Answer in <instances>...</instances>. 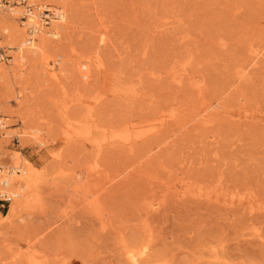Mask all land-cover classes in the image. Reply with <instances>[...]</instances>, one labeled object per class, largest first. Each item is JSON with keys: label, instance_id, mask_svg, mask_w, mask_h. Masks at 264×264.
<instances>
[{"label": "rangeland", "instance_id": "1", "mask_svg": "<svg viewBox=\"0 0 264 264\" xmlns=\"http://www.w3.org/2000/svg\"><path fill=\"white\" fill-rule=\"evenodd\" d=\"M23 1L8 7L60 22L45 20L51 3ZM63 10L48 59L60 60L59 81L58 65L20 71L0 43V170L17 152L50 174L40 203L16 217L5 218L0 190V264H136L133 253L139 264H264V0H66ZM78 59L90 61L87 78ZM34 121L44 146L25 137Z\"/></svg>", "mask_w": 264, "mask_h": 264}, {"label": "bare ground", "instance_id": "2", "mask_svg": "<svg viewBox=\"0 0 264 264\" xmlns=\"http://www.w3.org/2000/svg\"><path fill=\"white\" fill-rule=\"evenodd\" d=\"M32 1L36 5V7H37L36 10H38V11L41 9V7H43V6L46 7V4L47 3H49V4L51 3V5H53V10L56 11L54 16H57L59 18L60 22H57L55 20H52L53 23L51 24V27H45V25H47V23H45L43 21L44 18H43V20H41L38 17V16H40V15H38V13H34L32 11H29V12L24 11L23 10L24 7H20V6L19 7L18 6H16V7H8V6L7 7H0V43H6V45H8V47L11 50L12 49L15 50V51H13V56L14 57L12 59V62L14 63V65L17 68H20L19 69L20 71H21V68L23 69L28 64H30V67H32V66H35L36 67V65L38 63L40 65L44 66V67L46 66L45 68H47L49 66V68L51 69V68L54 67L55 64L58 65V68H59L60 65H61L60 60L54 59L52 62H49L48 59H49V57L51 55L52 49L55 48V43L58 42V39H60L61 34L67 28V27L64 28V25H61L63 23H66L65 22L66 21V17L63 15V12H66V10L65 11L63 10V8L66 7V0H32ZM46 10H48V9H46ZM2 13H5V14L8 13L9 16L12 15L13 16V18H12V21L13 22L15 20H19V19H25V21L21 22V25H20L21 27L20 26H17L13 22H11L10 25H9L8 23H6V21L4 20V18L1 16ZM6 18H8V17H6ZM49 20H51V19H49ZM27 32H28V34H27ZM63 38H64V36H63ZM101 41H103V40L100 39V42ZM3 47H5V45ZM71 51L73 52L74 49H71ZM256 52H254V53H256ZM252 53H253V51H252ZM257 56H259V55H257ZM251 59H252V57H251ZM88 60H85V59L84 60H80V59H78V61L74 62V65H76V67H77V69H78V71L80 73L79 75H80V78L81 79L87 78V68L90 66V64H89L90 61H88ZM92 60H93V58H92ZM252 60H254V59H252ZM12 62H10V63H12ZM8 64H9V62H8ZM94 64H95V62H94ZM185 64H183V67L185 66ZM10 68H12V67L10 66ZM62 68L63 67H60L58 69L59 70L58 73H53L54 71H51V73H50V79L53 80L54 82L59 81V76L62 75L63 72H64V70ZM242 68H244V67H242ZM184 69H186V67ZM184 69H182V71ZM51 70H53V69H51ZM242 71L243 70H241V71L239 70L240 73ZM17 73H19V72H17ZM183 73H185V70L183 71ZM240 73H239V76H240ZM236 74H238V73H236ZM3 75L5 76L6 74H4V70H2L1 67H0V76H3ZM14 75H15V73H14ZM176 75H173L172 77H177L178 75L177 76ZM198 85H200V84H198ZM1 99H3V97ZM1 101L2 100H0V102ZM8 103H9V101H8ZM26 107H27V105H26ZM31 109H33V108H31ZM85 117H88V116H85ZM166 117H168V116L166 115ZM158 118H160V117H158ZM157 122H160V121H157ZM153 124H155V123H153ZM42 125L43 124H40V123L35 122V121L32 122V123H26V122H24V124L22 125V126H24L23 131H24L25 137H28V136L31 137L39 146H44L45 145V139H44V133H43V129H42L43 127H42ZM0 127L1 128H5L1 122H0ZM155 128L156 127L150 128V130L145 131V132H142V133H138V131H137L138 134L136 133L137 135H135V136L132 135L133 137L131 135L130 136H127V135L121 136L123 134H121V135L120 134H114V135H112L110 137V140H112V141L113 140H116L117 141L119 139V140L123 141L124 143L129 142L132 139L133 140L134 139H138L139 140L140 138H142V137H144V136H146L148 134H154L156 132V129ZM137 129H138V126H137ZM94 130H95V128H94ZM93 131H92V133H93ZM83 133H78V134L81 135ZM88 134H89V132L86 131L84 135L86 136ZM105 134H107V133H105ZM148 136H151V135H148ZM108 142H110V141H108ZM0 151H1V148H0ZM15 153H16V154H14L15 156L14 155L12 156V159H13L12 160V164L15 165V166L12 167V168H9L8 167L7 170L3 169L4 171L0 170V185H1L0 186V190L10 200V205H9L8 212H7V215L5 216V218L6 217L9 218V216H12V217L15 216L16 217V216H18V214H20V213H22L24 211L25 212H30L34 208H36V206L38 205V203H40L39 201L41 200V198H40L41 192L40 191L43 188L42 185H43L44 182H46L47 177L50 175L49 172L45 171L44 169L38 170L37 168H35L29 161H27V159L25 160L21 156V154H19L17 152H15ZM53 153H56V152H53ZM52 157H53V159H56L57 161H59V158H60L59 155H56L55 154ZM18 172H20V174H18ZM93 173H96V172H93ZM203 192H204V190H203ZM208 192H211V191H208ZM207 196H209V195H207ZM230 198H233V196L232 197L230 196ZM233 201H235V199ZM150 205H151V202H150ZM152 207H154V205H151V208ZM150 210H152V212H154L153 208L150 209ZM145 249L142 251V254H145ZM129 258L131 259L132 262H134L136 264L138 262H140V260L138 261L139 257H138V254L137 253L131 254L129 256Z\"/></svg>", "mask_w": 264, "mask_h": 264}, {"label": "built area", "instance_id": "3", "mask_svg": "<svg viewBox=\"0 0 264 264\" xmlns=\"http://www.w3.org/2000/svg\"><path fill=\"white\" fill-rule=\"evenodd\" d=\"M19 1H21L22 3L24 2L23 0H19ZM9 5H11V0H0V7H7ZM46 13H50V12L47 11ZM52 15L53 16H51V14L50 15H45V20H46V18L54 19V17L58 19L57 16H54L55 15L54 13ZM7 58H8L7 55L5 54L3 49L0 47V61H2V60L5 61Z\"/></svg>", "mask_w": 264, "mask_h": 264}]
</instances>
